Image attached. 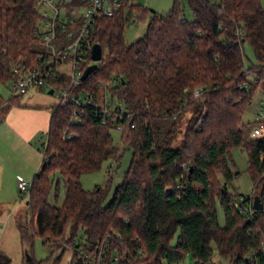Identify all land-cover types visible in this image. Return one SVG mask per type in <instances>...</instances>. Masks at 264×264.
I'll return each mask as SVG.
<instances>
[{
    "label": "trees",
    "instance_id": "trees-1",
    "mask_svg": "<svg viewBox=\"0 0 264 264\" xmlns=\"http://www.w3.org/2000/svg\"><path fill=\"white\" fill-rule=\"evenodd\" d=\"M35 2L0 0V81H13L11 64H39ZM188 3L193 20L184 19L178 5L164 16L151 13L146 33L131 44L123 40L124 26L131 14H137L134 21L143 16L144 7L125 0L112 17L96 21L88 41L101 47L102 59L76 90L96 102L104 91L99 83L107 85L118 115L113 119L86 105L78 123L70 121L73 104L53 107L42 164L30 182L25 209L14 217L26 264H33L34 237L46 246H70L69 264H83L96 247H102L106 264L115 256L116 264H178L185 255L195 264H211L213 246L227 264H264V136L251 138V127L242 128L243 113L264 82V8L260 0ZM244 43L255 64L245 65ZM90 64L88 55L81 70ZM54 81L67 85L68 76L55 75ZM15 98L0 102V112ZM113 123L124 127L121 142L131 157L104 203L107 186L85 190L80 177L107 158L119 160L110 135ZM254 123L264 130V116ZM239 147L248 155L261 210L238 209L241 194L227 189L233 175L227 158ZM218 175L224 179L221 188ZM61 184L63 200L52 204L50 194L56 199ZM242 196L239 205L245 209L254 196ZM8 263L0 254V264Z\"/></svg>",
    "mask_w": 264,
    "mask_h": 264
},
{
    "label": "rangeland",
    "instance_id": "rangeland-1",
    "mask_svg": "<svg viewBox=\"0 0 264 264\" xmlns=\"http://www.w3.org/2000/svg\"><path fill=\"white\" fill-rule=\"evenodd\" d=\"M146 9V13L140 16L137 21H134L137 14H131L129 23L124 26L122 37L126 44H131L143 37L146 33L147 25L150 20L151 13H156L158 15H166L175 5H178L181 10H183L184 19L191 21L193 20V15L191 8L189 6L188 0H131ZM261 6L264 8V0H260ZM83 11L82 7L77 9V12L81 13ZM127 17L128 12H124ZM39 43V41H38ZM40 45V44H39ZM243 52L245 55V65L251 63H256L253 51L248 43L243 44ZM106 53V52H105ZM71 62L67 61L64 63L59 70L69 74ZM14 64H11V68H15ZM33 90L29 91V94ZM47 95V91L43 92ZM28 94V93H27ZM26 94V95H27ZM13 96L11 83L9 81H0V102H6ZM24 95L19 96L22 98ZM55 97L54 95H52ZM264 113V82H261L254 91L251 103L246 107L243 113V123H246L242 128L247 129L248 127L256 126L254 121L258 120L260 115ZM190 113L183 116L182 122L179 123L180 128L184 129L186 121L190 117ZM110 135L114 146H116L121 156L118 161L112 158H107L103 160L99 169L83 173L80 177V182L85 190H93L96 186L105 188L107 186V196L104 203H106L110 197L115 187L121 183L124 173L128 168L131 151L128 150L121 142V131L118 128H110ZM181 140V136L178 135L176 142ZM42 149V148H41ZM228 166L233 171L232 180L227 184V189L231 193H239L241 195H257V191L254 190V182L252 181L247 169H248V155L242 148H233L230 150L228 155ZM109 173V174H108ZM34 174V173H33ZM108 176H110V182L108 181ZM219 176V175H218ZM220 183H218V188H221L223 184V177H218ZM2 184L0 186V206L9 211L13 216H10L7 223L4 225V230L0 236L1 242L5 245L6 256L9 259L8 264H26V256L24 254V248L20 242L19 234L16 227L13 224L14 214H20L21 211L25 209V202L27 200L26 196L19 195L18 192H14L12 187L4 184L6 182V177L2 179ZM25 181L30 184L31 180L25 179ZM4 184V185H3ZM255 194H253L254 192ZM64 196V187H61L58 192V197L55 199L53 192L50 194L49 201L52 204L59 205ZM216 213L219 225L224 224V213L223 209L216 201ZM16 212V213H15ZM69 234L68 230L65 233V238ZM175 241V239H174ZM173 241V242H174ZM212 253L211 264H227V261L221 260L216 252L215 247ZM73 251L70 246H46L42 243L41 239L38 237L33 238L31 258L33 264H69L72 258ZM178 264H195V261L190 255H185L183 261Z\"/></svg>",
    "mask_w": 264,
    "mask_h": 264
},
{
    "label": "built area",
    "instance_id": "built-area-1",
    "mask_svg": "<svg viewBox=\"0 0 264 264\" xmlns=\"http://www.w3.org/2000/svg\"><path fill=\"white\" fill-rule=\"evenodd\" d=\"M125 0H36L35 9L40 17L39 44L41 52L38 55L39 64L31 68H14L11 89L13 96L18 97L27 92L53 90L52 95L56 98V105L65 106L69 103L74 105L71 114V122H81L82 109L86 105H94L106 115H112L116 119L118 112L113 108L112 100L107 92V85L98 101L88 93H78L77 87L83 81L82 63L90 55L92 45L88 41L96 21L101 17H112L117 13ZM206 3H219L221 0H199ZM79 7L83 8L81 13L77 12ZM71 62L69 74L59 70L66 63ZM66 74L67 85L56 86L55 75ZM54 79V80H53ZM57 82V81H56ZM114 84V81H112ZM200 93L195 92L198 96ZM1 107V106H0ZM264 113L259 119L263 118ZM105 120H103L104 122ZM113 128L123 130L120 123H113ZM133 127V125H132ZM264 136V130L256 125L250 131L251 138ZM45 142L42 147L44 148ZM109 174V173H108ZM17 187L21 195L28 196L30 184L21 177H17ZM242 195L238 197L235 207L249 212L252 203H247L246 208H240L239 202L243 201ZM117 257H112L109 264H116ZM83 264H106L103 258L102 247H96L92 256L85 255Z\"/></svg>",
    "mask_w": 264,
    "mask_h": 264
},
{
    "label": "crops",
    "instance_id": "crops-1",
    "mask_svg": "<svg viewBox=\"0 0 264 264\" xmlns=\"http://www.w3.org/2000/svg\"><path fill=\"white\" fill-rule=\"evenodd\" d=\"M27 93L22 98H15L9 108L0 112V186L2 179L6 177L4 184L11 186L19 195L21 193L18 191L17 177L32 180L42 164L41 148L46 140L53 107L57 102L48 93L45 95L34 90ZM0 209L1 236L4 225L13 214L1 206ZM14 217L13 224L16 227ZM6 252L5 245L0 240V254L6 256Z\"/></svg>",
    "mask_w": 264,
    "mask_h": 264
},
{
    "label": "water",
    "instance_id": "water-1",
    "mask_svg": "<svg viewBox=\"0 0 264 264\" xmlns=\"http://www.w3.org/2000/svg\"><path fill=\"white\" fill-rule=\"evenodd\" d=\"M90 57L92 60V64L88 65L81 76L82 80H85L86 77L93 72L97 68V63L102 59V52H101V47L98 44H93L90 52ZM48 94L52 95L53 90H48ZM252 209L257 211L262 209V204L260 202V198L255 195L252 200Z\"/></svg>",
    "mask_w": 264,
    "mask_h": 264
}]
</instances>
